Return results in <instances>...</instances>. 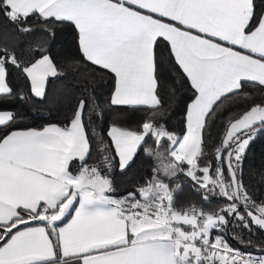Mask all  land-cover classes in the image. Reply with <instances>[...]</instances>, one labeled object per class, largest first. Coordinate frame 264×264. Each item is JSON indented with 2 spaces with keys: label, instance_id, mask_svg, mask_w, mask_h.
<instances>
[{
  "label": "snow or ice",
  "instance_id": "6c2138e0",
  "mask_svg": "<svg viewBox=\"0 0 264 264\" xmlns=\"http://www.w3.org/2000/svg\"><path fill=\"white\" fill-rule=\"evenodd\" d=\"M0 18L16 36L32 35L35 20L46 37L0 43V103L43 102L50 79L69 76L84 92L64 125L17 127L28 116L0 108V264H264V241L241 251L225 238L247 248L254 228L264 234V194L244 183L242 166L264 133V0H0ZM59 27L74 31L82 61L110 74L103 103L82 61L53 58ZM158 42L192 89L182 134L164 122ZM238 97L244 110L214 145L215 163L205 160L208 122ZM105 108L142 115L97 131ZM141 153L150 176L114 196L112 170L126 172ZM180 176L205 203H226L178 208Z\"/></svg>",
  "mask_w": 264,
  "mask_h": 264
},
{
  "label": "trees",
  "instance_id": "16d2710c",
  "mask_svg": "<svg viewBox=\"0 0 264 264\" xmlns=\"http://www.w3.org/2000/svg\"><path fill=\"white\" fill-rule=\"evenodd\" d=\"M35 31L32 35L16 36L7 22L0 18V43L13 41H21L26 43H37L46 40L43 34V29L39 23L33 20ZM51 54L58 62L64 61H82L81 53L75 39L74 31L69 27H59L56 32V40L48 41ZM157 55L162 58L163 64L161 68V88L160 94L164 100L165 110L167 115L164 117V122L167 128L177 134H182L185 130V114L188 103L192 99V89L186 78L180 72L178 66L174 62H169V49L165 43L158 42L156 48ZM80 68L83 74L90 78L91 87L89 91L95 89V95L99 102L103 101L110 95L113 85V80L109 78L110 74L101 75V71L96 69V66L90 65L86 61H82ZM93 69H96L93 71ZM11 78L14 86L24 90L25 84L22 77L17 72H12ZM257 100L261 98L256 89L246 88ZM27 95V93H26ZM84 95L83 80H76L69 76L68 79H55L49 81L47 99L43 102L36 98H29L26 101H9L0 103V108L13 109L18 113L26 114L28 119L18 121L17 127H41L46 124L64 125L68 121L76 101ZM245 108V103L241 98H235L230 101H225V104L217 111L216 115L208 122L205 129V142L207 155L205 160H213L215 153L212 151L214 145H217L224 134L228 122L238 116ZM142 114H130L117 116L110 109H104L103 119L91 125L99 131L100 127H107L113 119L119 120L125 126L134 125ZM96 118L93 117V120ZM96 145L93 144L95 149ZM95 156V151L93 152ZM204 163V161H201ZM243 180L250 189H254L257 195L264 194V133L257 134L256 138L250 143L245 158L243 160ZM153 164L141 153L135 163L126 172L121 173L118 167L114 168L111 173L114 187L116 189L113 195L123 196L134 188L143 183L151 174ZM176 184L182 187L178 190L179 194L176 198L178 208L188 207L192 204L203 206L205 210L209 207H222L226 201L223 197H213L210 203H205L202 198L194 191L192 182L184 176L177 178L176 183L171 186L176 187ZM251 236L252 246L247 248L236 244L231 239V235L225 236L234 247H240L249 251H254V246L264 241V234L256 231ZM239 231V228H230L229 232ZM247 238V233H245Z\"/></svg>",
  "mask_w": 264,
  "mask_h": 264
},
{
  "label": "crops",
  "instance_id": "0c3cea01",
  "mask_svg": "<svg viewBox=\"0 0 264 264\" xmlns=\"http://www.w3.org/2000/svg\"><path fill=\"white\" fill-rule=\"evenodd\" d=\"M190 102H191V101H190ZM190 102H189V103H190ZM189 103H188V104H189ZM187 106H188V105H187ZM186 111H187V109H186ZM185 115H186V114H185ZM114 196H116V195H114ZM116 197H120V196H116ZM73 214H74V213H73ZM68 219H70V217H69V218H66V221H67ZM57 223L60 224V226H63V223H62V222H57Z\"/></svg>",
  "mask_w": 264,
  "mask_h": 264
},
{
  "label": "built area",
  "instance_id": "2783aa9c",
  "mask_svg": "<svg viewBox=\"0 0 264 264\" xmlns=\"http://www.w3.org/2000/svg\"><path fill=\"white\" fill-rule=\"evenodd\" d=\"M241 251H249V250H247V249H244V248H241Z\"/></svg>",
  "mask_w": 264,
  "mask_h": 264
}]
</instances>
